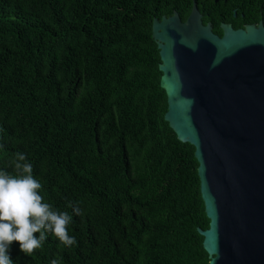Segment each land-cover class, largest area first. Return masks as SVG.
I'll use <instances>...</instances> for the list:
<instances>
[{"label":"trees","instance_id":"1","mask_svg":"<svg viewBox=\"0 0 264 264\" xmlns=\"http://www.w3.org/2000/svg\"><path fill=\"white\" fill-rule=\"evenodd\" d=\"M193 2L218 36L264 26V0H0V170L25 153L76 240L47 233L31 255L13 242V264H208L198 164L163 119L151 35Z\"/></svg>","mask_w":264,"mask_h":264},{"label":"water","instance_id":"2","mask_svg":"<svg viewBox=\"0 0 264 264\" xmlns=\"http://www.w3.org/2000/svg\"><path fill=\"white\" fill-rule=\"evenodd\" d=\"M220 29L195 2L185 21L153 20L163 119L194 148L208 264H264V26Z\"/></svg>","mask_w":264,"mask_h":264},{"label":"clouds","instance_id":"3","mask_svg":"<svg viewBox=\"0 0 264 264\" xmlns=\"http://www.w3.org/2000/svg\"><path fill=\"white\" fill-rule=\"evenodd\" d=\"M14 157L15 175L0 170V264H13L8 254L13 242L18 243L20 251L26 255L42 247L47 233H52L67 247L76 243L68 232L72 215L44 202L39 194L42 185L34 178L33 166L26 154L17 152ZM69 207L76 215L80 214L78 205L69 204ZM52 264L58 261L53 260Z\"/></svg>","mask_w":264,"mask_h":264},{"label":"flooded vegetation","instance_id":"4","mask_svg":"<svg viewBox=\"0 0 264 264\" xmlns=\"http://www.w3.org/2000/svg\"><path fill=\"white\" fill-rule=\"evenodd\" d=\"M245 25H247V24H244L243 26H245ZM243 26H242V27H243Z\"/></svg>","mask_w":264,"mask_h":264}]
</instances>
